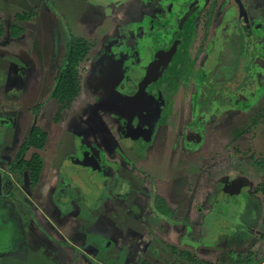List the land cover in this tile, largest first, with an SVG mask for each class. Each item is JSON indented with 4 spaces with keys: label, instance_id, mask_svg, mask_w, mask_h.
Segmentation results:
<instances>
[{
    "label": "rangeland",
    "instance_id": "1",
    "mask_svg": "<svg viewBox=\"0 0 264 264\" xmlns=\"http://www.w3.org/2000/svg\"><path fill=\"white\" fill-rule=\"evenodd\" d=\"M167 1L165 4V0H0V8L4 2L9 3L7 19L12 20L11 24H17L19 16L27 17V21L17 24L23 33L12 38L11 43L22 47V50L15 46L11 49L22 55L23 62L0 61V67L6 65L0 69V166L10 173V163L32 131L49 122L50 140L45 154H50L48 159L52 158L55 167L70 173L65 192L58 187L51 195L59 203H65L67 195L75 197L76 203L80 199L84 209L83 222L75 219L70 232L61 231V222H54V237L78 250H83L82 245L84 249L95 246L98 252L95 264H129L142 258L144 249H149L150 254L157 251L156 239L161 236L158 225L154 219L143 223L139 218L153 216L148 208L150 203L155 204L157 196L170 199L173 188L181 187L177 183H202L200 177L214 168L218 154H241L254 164H264V54L261 50L264 49V0L242 1L247 13L245 25L249 28L242 24V11L236 0ZM165 6L169 13L159 15ZM190 12L191 19L197 20L193 34L186 30L185 22L182 25L185 14ZM12 27L6 29L9 36ZM180 35L185 39L182 45L176 43ZM16 39L23 41L15 43ZM72 39L87 41L91 51L88 63L78 69L81 96L61 116L60 123H56L54 106L47 103L55 88L57 73L66 65L67 47ZM189 56L193 59L187 58L184 64V58ZM156 60L162 66L171 67L174 63L175 69L182 65V71L178 78H173L170 71H160L158 80L150 84V89L161 85L163 89L160 103L165 107L159 124L143 121V126L137 125L138 130L126 139L112 113H96L98 105L109 100V95L107 89H97L98 84L91 78L97 75L102 64L108 62L113 66L122 62L123 78L114 85L118 84V90L129 94L135 83L147 76L150 64ZM261 60L262 74L259 75ZM9 63H14L16 69H10ZM6 71L8 78L4 79ZM195 124L203 132V140L197 148L188 149L182 133L186 128H195ZM85 148L100 159L102 173L73 166L72 157ZM34 154L37 152L30 150L25 157L30 159ZM225 177L219 175L221 182ZM26 182L27 185L21 186L24 203L35 196L28 176ZM45 183L44 177L43 186ZM242 183L248 184L244 192L228 185L218 207V191L210 194V191L193 190L191 197L203 206L214 201L216 218H234L230 221L241 227V232L259 227V234L253 240L247 237L245 247L247 262L260 264L264 262L261 246L264 207L260 208L258 199H252V195H259L256 185L261 182L259 178L247 177ZM108 192L122 199L119 206L114 203L117 198L112 197L113 203L98 210L97 205ZM68 198L65 199L68 201ZM0 210L8 222L14 221L16 213L22 225L21 235L30 233L29 207L22 205L16 211L10 205ZM78 210L76 207L72 217ZM203 215L199 229L195 228L198 236L209 228L212 230L209 206L204 208ZM252 215L259 222H252ZM47 216V221L52 220ZM96 216L102 217L100 222L104 225ZM69 217L61 216L60 221H67ZM239 235L228 242L231 250L241 247L234 245L239 243L238 237L242 238V233ZM22 248L15 250L11 246L8 254L0 253L3 256L0 264H54L45 249L33 252L25 246ZM227 259L232 257L228 255Z\"/></svg>",
    "mask_w": 264,
    "mask_h": 264
},
{
    "label": "crops",
    "instance_id": "2",
    "mask_svg": "<svg viewBox=\"0 0 264 264\" xmlns=\"http://www.w3.org/2000/svg\"><path fill=\"white\" fill-rule=\"evenodd\" d=\"M4 7L0 8V61L5 62H20L22 55L20 56L19 53L14 50L12 51L11 46H15L16 48L22 50V47L17 44H12L13 42L12 38L7 35L6 29L10 28L13 24L12 20H8V12H7V6H9V3L4 2ZM197 20L190 19L189 24H194ZM195 30V28H194ZM16 39L15 43H20L23 40ZM7 53V54H6ZM22 53V52H21ZM23 62V61H22ZM1 69V67H0ZM47 105H50L47 103ZM40 129L45 130L46 132H49L47 129V126L43 122L42 125H39ZM50 138V137H49ZM48 138V140H50ZM49 141H47L46 149L49 148ZM33 150V149H32ZM45 150L42 152H37L43 159H44V167L42 170L40 183L38 185V189L35 191V198L33 197V201L38 204V207L43 208L45 212L49 210L50 203L48 202V198L45 197V193H43L42 189L46 185H49L48 183H45L43 186V178L45 175H51L53 176L56 172V170L52 169L51 166V157L48 159V156L50 154H45ZM34 151V150H33ZM215 164L214 168L212 170H208V172H205V174L200 177V181L202 183H191L188 185H184L183 183H177V187L180 188H173L171 192V198L166 199L165 197L161 198L165 202V206L172 211V216H157L152 211V204L149 205V210L151 214H154L153 216H149L148 214L140 219L143 223L147 222V219H154L153 222H155L158 225V231L161 232V236L158 237L157 243L159 244L157 251H153V253H149V249L142 251V253H145L142 258L136 259L133 262L129 261V264H135V263H147V264H165L167 262H170L172 259H175V256L171 255V248L176 249L178 252H187L193 256H195L197 259L202 261L205 264H249V261L247 262V258L249 260V257L247 254L246 244L248 243L247 237L252 239V237L257 236L259 234V227L256 228H249L246 231L241 232V227H238V225L232 223L230 220L234 218H230L228 220L225 217L218 216L216 218L215 209L219 206V202L221 200V197L225 194V189L228 187V185H235L240 190L244 192V190L247 188L248 184L242 183L247 180V177H253L255 180L260 179V184L256 185V190H258L264 181L263 174L264 171L261 169V171L257 168L256 164H259L258 162L256 164L250 162L247 160V157L242 156L241 154H218L216 158L214 159ZM213 161V163H214ZM0 170H2L0 166ZM263 171V172H262ZM221 174L222 178L225 176H229L230 174H233L235 178L231 177H225L226 179L221 182V179L219 178V175ZM241 174V176H239ZM224 175V176H223ZM198 177V176H197ZM242 178V179H240ZM240 179V181H238ZM55 180L52 179L51 183ZM47 182V181H46ZM222 186L220 185L221 183ZM180 186H179V185ZM200 184V186H199ZM43 186V187H42ZM221 186V187H220ZM185 187V188H184ZM193 190H204V191H210V194H215V192H219L220 198L217 200V204L215 207V202L211 200V203L208 202V205L203 206L202 203H199L198 201H194L191 197ZM222 193H221V192ZM228 193V192H226ZM254 195V194H253ZM252 199H258L257 203L260 206V208L264 207V200L262 195H256L253 196ZM122 200V199H121ZM120 200V202H121ZM117 202V206H119V203ZM173 202H175L173 204ZM210 207V219L209 222L211 223L212 230H209L205 234H195V228L198 227L199 229V223L203 220L204 217V208ZM141 210V208H140ZM145 210H143L144 213ZM141 212V211H140ZM196 212V215H194ZM264 213V210H263ZM36 218L38 219L39 223L42 225H45L46 222L44 221V214L41 212H35ZM252 217L255 219L256 216L252 215ZM167 218V219H165ZM252 222H259L258 217L257 219H253ZM207 220V218H206ZM55 222V221H54ZM57 222V221H56ZM61 222L63 229L61 231H72V225H74L75 219L68 218L67 221H58ZM239 224V223H238ZM102 225H104V222H102ZM262 227L264 228V217L262 222ZM78 228V226H77ZM110 228V227H109ZM242 233V238L238 239L240 240L238 244H234L235 246H241L240 248H234V250L230 249V244L228 242L236 235H239ZM248 233V234H247ZM72 234V233H71ZM92 235V233H91ZM89 235V236H91ZM96 235V234H95ZM88 236V237H89ZM240 236V235H239ZM87 237L88 242L90 239ZM92 237V236H91ZM203 237L206 238V240H202ZM253 240V239H252ZM257 240V239H256ZM262 243L261 246L264 247V236L261 239ZM205 242V243H201ZM203 244V245H201ZM54 247H57L58 251L61 253H64L66 255L65 263L63 261H60L59 264H95V261L97 259L96 254L92 253L94 250L95 253L98 254L95 246H91L88 249H84V245H82L83 250L79 251L76 249H63L62 247H59L57 245H53ZM259 247L260 249L262 247ZM74 247V246H73ZM163 247V248H162ZM167 248V249H166ZM75 250V251H74ZM59 252H56L54 256H52V259H60ZM250 252V251H249ZM252 254V253H251ZM228 255L232 257V259H227ZM245 257V259H243ZM79 259V262L77 261ZM240 259L243 261L240 262ZM258 262H256L257 264ZM98 264V263H97ZM127 264V263H125ZM260 264H264L263 261H261Z\"/></svg>",
    "mask_w": 264,
    "mask_h": 264
},
{
    "label": "flooded vegetation",
    "instance_id": "3",
    "mask_svg": "<svg viewBox=\"0 0 264 264\" xmlns=\"http://www.w3.org/2000/svg\"><path fill=\"white\" fill-rule=\"evenodd\" d=\"M236 1L239 5V3L243 4L242 1H244V0H236ZM167 2H169V1L165 0V4H167ZM243 6L245 7V5H243ZM156 9H157V7H156ZM166 9H167V6H165L164 9H162V10H164V12H162V10H160L161 12H158V14L162 15V13H164V14L169 13V11L166 13ZM207 12H209V9L207 10ZM187 14H188L189 18L187 17ZM240 14H241L240 19L242 20V24L245 25L246 23H248V22H246L247 18H245V17H247V13L243 10V13L241 12ZM171 15H173V14H171ZM185 15H186V17L184 19H182V25L185 22L187 25L186 30L191 31L193 34L195 26L193 24H189V21L191 19L190 16H192L193 13L190 12V13H186ZM187 18H188V20H187ZM245 26H247V25H245ZM192 34H191V36H193ZM184 40L185 39L182 38V35H180V37L176 40L177 41L176 43H179L182 45L184 43ZM263 54H264V51H263ZM187 58L190 59L192 57H190V56L185 57L183 60L184 64L186 63ZM158 61L156 60L154 63L150 64V68H149V71H148V74L146 77H144L142 80H140L139 83L134 82L135 87L133 88L132 93H129V94L125 93L124 90H118L117 89V87L119 86L118 84L114 85L117 81H119L120 79L123 78V74H122L123 63L122 62L119 64H114L113 66L108 64V62L106 64H102L101 68L96 71L97 75H94L93 78H91V80H93L95 83L98 84L97 89L98 88L100 89V87H102L104 90L107 89L106 92L109 95V100H107L103 104L98 105L96 113L100 114L104 111H107L108 112L107 114L112 113L114 115L113 116L114 120H116L117 122H119V124H121V127H120L121 130L120 131H121V134L124 135L126 139L128 137V134H130L129 135V138H130L133 136L132 134H134V131L138 130L136 127L137 125L143 126V124H142V123H144L143 121L148 120V121H151L152 124H159V120H160L159 116L161 115V113L165 107V104H163V106H161V107H158V106L151 105L150 101L152 99L156 100L157 98H159V96H161V94H162L163 89H162V85L159 88L153 87L150 89V84L152 83V81H154L156 79L158 80V78L160 77V71L161 72H163V71L164 72H167V71L172 72V74L174 75L173 78H178L179 77L178 74H180L182 71L181 70L182 65L181 66L177 65V69H175V66L173 65L174 63L171 64V67H169L168 65L162 66L161 61L160 60H158ZM170 61H171V59H170ZM18 63H22V61H20ZM261 64H262V60H261V63L257 69L259 72V75L262 74ZM9 65L11 66L10 69H14V70L16 69L14 63H9ZM5 66L1 65L2 68H4ZM260 66H261V69L259 68ZM89 69L91 71V67H89ZM188 71H189V69L187 70V72ZM7 78H8V73L6 71L4 79H7ZM145 79H147V84H146V88H145V94L147 96H146L144 102L142 103L143 105L140 108L133 107V106H130V107L126 106L123 103V101L121 100V97H125L131 101L136 100V99L138 100V98L141 95L140 94L141 93L140 88H141V85L143 84V82L145 81ZM261 83H263V82L261 81ZM120 88H121V86H120ZM155 88H157L156 92L154 91ZM108 104H113V106L111 108L105 109L104 106H107ZM249 106H251V104H249ZM139 121L141 122V124ZM195 125H196L195 128H193V129L186 128L184 130V132L182 133L185 137L184 141L186 140L184 144H185L186 148H188V149L197 148L199 143H201V140H203V132H201L199 130V127L197 124H195ZM47 126H50L49 122H47ZM84 131L87 132V134H86V136H87L89 134V130L86 129ZM80 136L83 137V134L82 135L80 134ZM80 153L77 156L72 157L73 162H74L73 166L75 168L78 166L79 167L82 166V167H85L86 170L88 169L90 172H99V173L101 172L102 173V162H100V159L91 150H88L87 148H85V150H81ZM31 158H32V156H31ZM25 159H26V157H25ZM30 159H26V160H30ZM51 166H52L53 170H56L55 171L56 173L53 176L45 175L44 177L46 178V181H47L46 183H48V181H49L50 184L48 183L49 185H46L45 187L42 186L43 187L42 191H43V193H45V197L48 198V202L50 203V208L46 212L44 210H42L43 208L38 207V204L33 201V198H30L31 199L30 202L24 203V201H23L24 197L22 194L23 191L21 190V186L28 184V182H26V177L28 176L29 185L32 187V189L34 191H36V189H38V185L40 183L41 175H40V178H39L37 185L33 186L31 183V179H30L28 172L25 173L24 179L20 180V179H17L12 173L6 172L3 168H2V170H0V191H3V194L0 193V208L3 209V208H5V206L12 205L15 207V210L17 211L18 207H22V205H24V206L29 207V209L32 213V218L30 219V223H29L30 224L29 228L31 229V231H30V233L28 232L27 234H24V236L21 235L22 233H21L20 229L22 228V225L19 222V219H18V216L16 213H15V215L13 214L14 215V217H13L14 221H12V222L11 221L8 222L5 219H3L1 214H0V253L4 252L5 255L8 254L9 252L12 251L11 246L15 250L16 249L21 250V249H23L22 247L25 246L27 249H30L33 252L38 251L39 249H41V250L45 249V251H47L48 257L51 258L52 256H54V254L56 252H59L57 250L58 248L53 246L54 244L59 246V247H62L63 249H68V248L75 249V247H73L71 243L69 245H65V244H62L61 242H58V240L54 237V226H53V224H54L56 215H57L58 221H60L61 216L62 217L70 216L69 218L79 219L81 222H83V219H84V217H83V210H84L83 204L81 203L80 199H79L78 203H76L74 201L75 197L71 198L68 195L65 197V198L69 197L68 201L64 198L65 203H59L53 199L51 192L55 191V189H57L58 187L61 188L60 189L61 192H63V193L65 192V188H66L65 185L67 186V184H68L66 179H67V177H70V173L64 172V170L59 169V167H55L53 162H51ZM43 167H44V159H43ZM12 175L16 178V180H13ZM54 178H55V180L51 183L52 179H54ZM6 190H8L7 193L5 192ZM12 193L15 194L14 197L11 195ZM106 194L107 195L104 198H102V201L99 202V204L97 205L98 210H100L101 207L104 206L105 204L108 205L109 202L113 203L112 197H116V195H114V193H112L113 195L112 194L110 195V192H108ZM157 197H159V196H157ZM116 198H117V200L114 201L115 205H117V202H120V199L118 197H116ZM76 207H78L79 213L76 214L77 216L75 215V217H72L75 213ZM35 212H41L44 214L43 218H44V221L46 222L45 225H42L39 223L38 219L36 218ZM57 212H60L61 214H57ZM47 215L51 216L52 220L47 221L46 220V219H48ZM96 218L97 219L100 218V220H99V222H100L102 217L96 216ZM62 219L63 218H61V220ZM100 224L102 225V222H100ZM82 227H83V225H82ZM50 230L52 232H50ZM19 242H20V244H19ZM19 245H21V246H19ZM7 249H9V250L7 251ZM79 251H82V250H79ZM94 251H93V253L96 254V256H97V253H95L96 251L95 252ZM59 257H60V259H55V260L51 258V260L54 262V264H59L60 261H63L64 263H65V261L67 262L66 255L64 253L59 252ZM0 258H3V256L2 257L0 256ZM60 263H62V262H60Z\"/></svg>",
    "mask_w": 264,
    "mask_h": 264
},
{
    "label": "trees",
    "instance_id": "4",
    "mask_svg": "<svg viewBox=\"0 0 264 264\" xmlns=\"http://www.w3.org/2000/svg\"><path fill=\"white\" fill-rule=\"evenodd\" d=\"M19 18L20 20H16L17 24L21 23V21H27L26 16H19ZM17 24L12 25L13 27L10 31L11 38H14L15 36L21 35L23 33V29L21 27L18 30ZM244 27L249 28L248 26ZM13 29L16 30L14 31V35L12 34ZM262 50L264 51V49ZM90 51L91 46L85 40L72 39L70 43H68L66 65L64 68L58 71L56 76L55 88L48 100V104L53 105L56 111L57 118L54 121L56 123H60L61 116L67 110H69L81 96L82 86L78 69L82 67L85 62L88 63ZM159 98H157L156 100L152 99L150 101V104L158 107L163 106L161 105ZM48 138V133L40 128L32 131L27 141L20 147L15 160L10 163V173H12L17 179L23 180L25 177V173L28 172L32 185L36 186L43 170V158L37 153L33 155L30 160H26L25 155L32 149L38 152L44 151L46 149ZM258 165L264 168V164L263 166L260 164ZM257 192L259 193V195H262L264 200V181L262 182ZM11 195L13 197L15 196L14 193H12ZM154 199L155 204L152 203L151 205L154 214L162 217L166 215L168 217L173 215L172 211L165 206V202L163 199L159 197H156ZM170 251L171 255L175 256V259H172L170 262H167L165 264H205L195 256L187 252H178L174 248H171ZM141 264L147 263L144 262Z\"/></svg>",
    "mask_w": 264,
    "mask_h": 264
},
{
    "label": "water",
    "instance_id": "5",
    "mask_svg": "<svg viewBox=\"0 0 264 264\" xmlns=\"http://www.w3.org/2000/svg\"><path fill=\"white\" fill-rule=\"evenodd\" d=\"M239 7H240V9H241V11L243 12V8H244V6H243V4L242 3H239ZM146 84H147V79H145V81L143 82V84L141 85V90H140V97L138 98V100L136 99V100H133V101H131V100H128L127 98H125V97H121V100L123 101V103L126 105V106H133V107H137V108H140L143 104V102H144V100H145V98H146V94H145V88H146ZM113 106V104H108L107 106H104L105 107V109L106 108H111Z\"/></svg>",
    "mask_w": 264,
    "mask_h": 264
}]
</instances>
